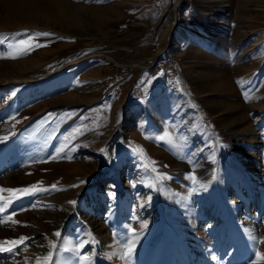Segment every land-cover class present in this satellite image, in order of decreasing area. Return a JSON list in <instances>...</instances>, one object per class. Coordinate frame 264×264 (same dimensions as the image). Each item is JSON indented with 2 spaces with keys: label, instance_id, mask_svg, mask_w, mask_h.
I'll use <instances>...</instances> for the list:
<instances>
[{
  "label": "rangeland",
  "instance_id": "374dc122",
  "mask_svg": "<svg viewBox=\"0 0 264 264\" xmlns=\"http://www.w3.org/2000/svg\"><path fill=\"white\" fill-rule=\"evenodd\" d=\"M25 31L54 35L11 58L8 45L24 38L12 34ZM145 74L155 79L147 84ZM241 80L253 81L248 100ZM261 81L264 0H0V136L16 133L0 143V187L66 188L40 194L51 207L18 212L20 224L0 223V240L35 238L15 260L0 254V264H35L48 239L73 264L76 238L89 230L99 241L95 264H124L106 256L121 250L129 224L142 232L134 264H252L251 237L264 238ZM71 109L80 111L67 122L40 123ZM81 117L100 127L74 141L82 146L73 159L43 162ZM165 128L187 137L184 153L146 138ZM137 145L172 177L157 190L146 186L155 174L138 166Z\"/></svg>",
  "mask_w": 264,
  "mask_h": 264
},
{
  "label": "snow or ice",
  "instance_id": "6c2138e0",
  "mask_svg": "<svg viewBox=\"0 0 264 264\" xmlns=\"http://www.w3.org/2000/svg\"><path fill=\"white\" fill-rule=\"evenodd\" d=\"M15 37H21L24 38L19 39L16 43L12 44L10 43L8 45V48L11 49L9 52V56L11 58H16L20 55H27L31 51L36 50L40 47H46L48 46L46 43L41 44L38 42V38L40 37H51L54 34L48 31H36L34 33L25 31L24 33L17 32L12 34ZM147 77V74H145ZM152 79H155V77H147L146 83L150 84ZM143 82V81H142ZM177 83L179 81L177 80ZM242 93L244 95V98L246 100L250 99L249 91L252 89L253 81H243L240 82ZM247 83L248 87L245 88L244 85ZM261 85H264V81L260 82ZM18 90H14L11 92V96H15L17 94ZM106 107L110 108V105H107ZM80 110L78 109H71L64 111L62 113H53L49 112L47 113L40 121L42 125H50L51 123L55 122L57 119L59 122H67L68 120L72 119L74 116H77ZM97 111V109H88V112H94ZM12 120H16L15 116L11 117ZM89 117H81V122L79 125H75L72 127L70 132L67 134H64L62 136V141L60 144L56 146L55 149L51 153L47 155L45 160L43 162H50L52 160L57 159H68L71 160L74 157L70 155V153L76 151L79 147L82 145L74 143V141L79 137L83 136L85 132L96 130L100 127L97 119H92L91 124L92 127H89L87 123H85L86 120H88ZM19 120H16V123H19ZM146 123V122H145ZM59 127V123L57 124V128ZM173 128L177 127L176 125H172ZM56 129L53 130L55 133ZM16 133L12 132L9 133V135L0 136V143H4L5 141L9 140V136H15ZM56 136L52 135L50 136V139H55ZM153 139L158 144H164L169 147L170 150L175 151L177 154L184 153L185 149H187V137L182 134L181 132L173 133L169 128H165L161 134L158 135H152L150 137H146ZM48 141H45V144H47ZM133 154L135 158L138 161V166L145 169L146 171L150 170L152 173H154V177H150V182L146 185L149 187L150 190H157V182H160L161 184L166 181L172 179L170 175H168L166 172L161 173L157 170V162L155 160L150 159L146 155V150L140 146L137 145L134 149H132ZM101 152L107 157L108 153L106 149H101ZM191 153H189L190 155ZM111 158L109 157V161ZM35 162V161H34ZM166 167V166H164ZM31 175V173H28ZM191 179L194 184L198 183L197 178L195 174L193 173L191 175ZM213 179H215V176H213ZM86 181H80L78 184L68 185L67 187H79L80 184L85 183ZM135 186V184L133 185ZM201 189L206 190V185L201 184L199 186ZM66 188H60L56 183L51 184L50 186H43L42 181H38L34 184H30L28 186L24 187H16V188H5L0 187V223H9L12 226H15L17 224H20V221L14 219L18 212L26 211L29 209H35L38 207H51V205L42 202L40 199H38L40 194H51L54 191H64ZM193 192L197 191V188L192 189ZM4 193H8V195H4ZM25 198H31L28 202V204L24 203ZM68 203L70 205L76 206L77 201L76 200H69ZM147 204L151 203V196L149 195L147 199ZM141 208L145 206V202H141L139 205ZM11 209V211H9ZM140 224L141 229L147 228V220L144 221H138ZM26 227H30V225H23ZM127 231L123 237V243L122 248L119 252H112L107 254L106 259L111 261L113 257H118L120 260L124 262V264H134V257H135V250L137 243L140 240V237L142 235V232H137V230L131 225L125 226ZM81 230H77L79 233ZM53 235L56 238L61 237V231L57 230L53 233ZM114 232V236H115ZM45 238L47 239V236L45 234ZM34 237H28L21 235L18 238H12V239H4L0 240V254H9L7 257L8 259L15 260V258L19 255V252L17 251V248H20L22 246V251L28 250V244L27 242L30 240L34 241ZM251 240L253 242V249H254V256L255 260L252 261V264H260V261L264 260V253H261L256 249V246L259 243H264V238L257 239L256 236H252ZM64 244L71 243L70 241L64 240ZM99 244V241L96 239V237L89 231H86L83 233L82 236L78 235L76 238V243L73 248L75 259L73 261V264H95V260L97 258V252L96 248ZM58 239H48V251L43 256H37L35 258V264H67L65 260L62 259L61 253L65 251L66 249L61 247L58 249ZM88 246H91L88 251H84ZM101 259H105V257H100ZM28 257H24V260L27 264Z\"/></svg>",
  "mask_w": 264,
  "mask_h": 264
},
{
  "label": "bare ground",
  "instance_id": "6f19581e",
  "mask_svg": "<svg viewBox=\"0 0 264 264\" xmlns=\"http://www.w3.org/2000/svg\"><path fill=\"white\" fill-rule=\"evenodd\" d=\"M37 2V1H36ZM23 6V5H22ZM5 9H6V11H7V13L10 15V16H12V17H15V15H16V8L13 6V5H11V4H9V3H6V6H5ZM24 10H25V8H24ZM35 11V10H34ZM25 12H27V10H25L24 11V13ZM70 14V13H69ZM68 14H66V16H67ZM27 16V15H26ZM219 185V184H218ZM217 185V186H218Z\"/></svg>",
  "mask_w": 264,
  "mask_h": 264
}]
</instances>
